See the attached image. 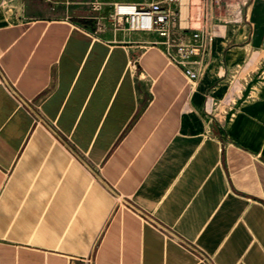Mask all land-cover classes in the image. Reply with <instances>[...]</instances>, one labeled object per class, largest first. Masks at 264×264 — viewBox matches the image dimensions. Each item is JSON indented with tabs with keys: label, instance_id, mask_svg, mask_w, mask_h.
Segmentation results:
<instances>
[{
	"label": "crops",
	"instance_id": "crops-1",
	"mask_svg": "<svg viewBox=\"0 0 264 264\" xmlns=\"http://www.w3.org/2000/svg\"><path fill=\"white\" fill-rule=\"evenodd\" d=\"M118 1H0V264H264V0L195 86Z\"/></svg>",
	"mask_w": 264,
	"mask_h": 264
},
{
	"label": "built area",
	"instance_id": "built-area-1",
	"mask_svg": "<svg viewBox=\"0 0 264 264\" xmlns=\"http://www.w3.org/2000/svg\"><path fill=\"white\" fill-rule=\"evenodd\" d=\"M252 0H128L112 4L114 28L153 32L159 37L151 44L177 68L190 86H195L207 64V55L219 24L249 22L246 8ZM97 10L99 3L92 4ZM259 82L264 81L261 76ZM257 81V82H258Z\"/></svg>",
	"mask_w": 264,
	"mask_h": 264
},
{
	"label": "rangeland",
	"instance_id": "rangeland-1",
	"mask_svg": "<svg viewBox=\"0 0 264 264\" xmlns=\"http://www.w3.org/2000/svg\"><path fill=\"white\" fill-rule=\"evenodd\" d=\"M0 1L5 2V1H11V0H0ZM248 76L250 79H252L254 81L261 80L262 79L261 76H264V61L253 72H251Z\"/></svg>",
	"mask_w": 264,
	"mask_h": 264
}]
</instances>
